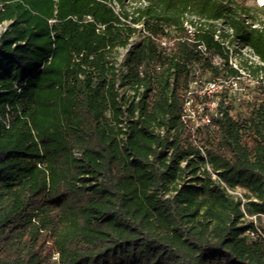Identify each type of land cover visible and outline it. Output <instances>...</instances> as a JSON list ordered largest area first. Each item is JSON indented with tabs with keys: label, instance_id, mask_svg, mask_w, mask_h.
Returning a JSON list of instances; mask_svg holds the SVG:
<instances>
[{
	"label": "trees",
	"instance_id": "1",
	"mask_svg": "<svg viewBox=\"0 0 264 264\" xmlns=\"http://www.w3.org/2000/svg\"><path fill=\"white\" fill-rule=\"evenodd\" d=\"M0 24V264H264L243 224L264 214V5L0 0ZM232 45L255 84L192 128L193 82L241 76Z\"/></svg>",
	"mask_w": 264,
	"mask_h": 264
},
{
	"label": "rangeland",
	"instance_id": "2",
	"mask_svg": "<svg viewBox=\"0 0 264 264\" xmlns=\"http://www.w3.org/2000/svg\"><path fill=\"white\" fill-rule=\"evenodd\" d=\"M240 2H244L247 5H264V2H262L261 0H238ZM113 5H115V3L113 2ZM115 9L116 11H118V7L115 5ZM4 29V25L0 24V33L2 32V30ZM140 35H135L131 38V42L137 41L139 39ZM125 52V49L122 48H118V54L115 57L114 61H115V65L118 68V71H123V54ZM229 63L232 65V67L234 68H238L239 73L241 74L240 77L238 78H230L227 80H222L219 81L218 84V88L215 92H218L221 89H228L231 97L235 98V108L239 109L240 108V101L239 99L241 98H245L248 95L249 90V86H252L253 84H255V81L257 79V77H254L251 73H249L245 68H243L244 62L246 60H250V61H256V59L254 58V56L250 53V51L248 49H241L240 51H238L236 45H232L229 47ZM206 78L207 75H204L203 77L199 78L201 80V86L204 85L206 83ZM199 89L196 86H192L191 89L194 90ZM119 91L121 93L125 92L128 93L129 92V87L123 85L122 87H120ZM197 94V93H196ZM196 94H194V98L197 102H202V104H204L206 107H210V105H207L208 103L215 101L216 100V96L211 95V96H206V97H199ZM239 193L243 194L244 192L240 189ZM252 223L253 226L257 227L259 230H263L264 229V214L263 215H256L255 217L252 216H245L244 220H243V224H250Z\"/></svg>",
	"mask_w": 264,
	"mask_h": 264
},
{
	"label": "built area",
	"instance_id": "3",
	"mask_svg": "<svg viewBox=\"0 0 264 264\" xmlns=\"http://www.w3.org/2000/svg\"><path fill=\"white\" fill-rule=\"evenodd\" d=\"M185 31H186V37L185 39L189 42H192L196 44L197 49L200 51L202 55H207V49L204 43L195 37V26L191 23L185 22L184 24ZM217 38V36H215ZM160 43L162 45H165L168 43L167 39L165 37L160 39ZM220 58L218 56L213 57L214 63H219ZM201 80L198 78L193 82L192 86H196L199 89L192 90L191 88L186 92L185 94V101L183 105V115L182 120L187 123L189 126H192V128H196L199 125L207 124L209 123V114L207 111H213L216 105V100L208 103L207 105H210V107H206L202 102H197L194 98V94H196L199 97H206L214 95V91L217 90L219 81H211L206 82L204 85L201 86ZM207 110V111H206ZM207 170L211 174V179L215 182L220 184L222 188L226 190L227 193L231 194L234 198H240L242 200L241 208H243V204L246 202V199L243 197L241 193H239L240 189L239 187L235 188H229L226 186V184L220 180V178L214 173L209 165H206ZM242 190V189H241ZM256 215H252V217H255ZM248 236L253 237L255 236V232L253 230H248L246 233Z\"/></svg>",
	"mask_w": 264,
	"mask_h": 264
},
{
	"label": "water",
	"instance_id": "4",
	"mask_svg": "<svg viewBox=\"0 0 264 264\" xmlns=\"http://www.w3.org/2000/svg\"><path fill=\"white\" fill-rule=\"evenodd\" d=\"M259 6H262V5L259 4Z\"/></svg>",
	"mask_w": 264,
	"mask_h": 264
}]
</instances>
